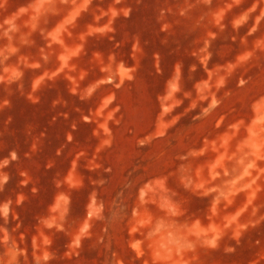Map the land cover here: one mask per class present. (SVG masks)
Returning a JSON list of instances; mask_svg holds the SVG:
<instances>
[{
  "label": "rangeland",
  "instance_id": "obj_1",
  "mask_svg": "<svg viewBox=\"0 0 264 264\" xmlns=\"http://www.w3.org/2000/svg\"><path fill=\"white\" fill-rule=\"evenodd\" d=\"M0 264H264V0H0Z\"/></svg>",
  "mask_w": 264,
  "mask_h": 264
}]
</instances>
